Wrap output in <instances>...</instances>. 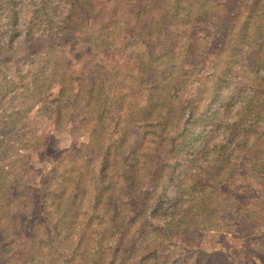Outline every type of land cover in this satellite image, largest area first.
Instances as JSON below:
<instances>
[{"label": "trees", "instance_id": "trees-1", "mask_svg": "<svg viewBox=\"0 0 264 264\" xmlns=\"http://www.w3.org/2000/svg\"><path fill=\"white\" fill-rule=\"evenodd\" d=\"M32 3L28 20L24 0H0L9 20L0 53L16 52L21 28L25 43H47L94 21L101 44L126 37L112 29L120 2L65 0L55 31L46 29L54 25L49 2ZM132 17L144 51L125 73L94 53L79 79L60 81L70 121L75 112L85 117L87 141L66 151L61 192L44 185L34 209L25 191L15 193L27 199L20 211L40 216L21 233L31 246L26 254L18 248L22 264H129L137 256L132 264H144L160 257L158 246L142 249L151 232L173 242L185 231H210L222 214L239 221L243 237L264 240V0H140ZM213 33L222 38L212 42ZM242 156L244 194L231 211L224 198L235 196L224 188H234ZM83 201L89 211L77 207ZM18 217L0 225V259L13 252Z\"/></svg>", "mask_w": 264, "mask_h": 264}, {"label": "rangeland", "instance_id": "rangeland-1", "mask_svg": "<svg viewBox=\"0 0 264 264\" xmlns=\"http://www.w3.org/2000/svg\"><path fill=\"white\" fill-rule=\"evenodd\" d=\"M33 1H38L39 4L42 2L24 0L29 7H23L22 13H25L28 20L32 18L33 10L36 9ZM47 1L50 4L48 12L50 15H46V18H50L51 21L53 19L54 25L46 29L55 31L61 24L59 18L66 15L67 6L65 7V0ZM112 1L122 4L117 11L119 21L112 29L118 31L117 34L119 31H128H125L126 37L113 46L101 44L103 41L97 33L100 27L97 21H94L87 29L61 33L47 43L23 42L25 31L28 30L21 28L22 36L18 39L22 43H17L16 39L14 44L18 45L15 47L16 52L6 47V52L0 53V225L2 223L6 225L8 221L12 223L14 217L22 215L21 218L18 217L20 225L17 236L10 240L14 243L13 252L1 258L0 264L24 263V258L16 254L18 248L20 251L24 248L22 251L26 254L31 246L27 236H22L21 233L23 228L28 229L30 224L33 227L36 219L40 220V216L34 217V210L20 211L18 205H25L27 199L18 197L15 193L25 191L26 198L28 197L31 203L29 207L34 209L35 201L44 185L51 183L53 193L61 192L64 187L61 176L69 166L66 151L72 149L76 141L79 143L87 141L84 136L86 130L83 127L85 117L75 112L73 121H70L72 110L67 106L70 100L59 95L62 83L60 81L68 77L66 74L79 79L86 62L94 53H98L96 58L99 61L111 62L113 67L110 69L114 68V71L122 73L135 64L143 54L144 47L137 35L132 33L137 19L133 17L128 19V11H135L140 0ZM98 7L101 9V5ZM48 23L51 25V22ZM8 28V16L0 13V35L3 40L9 37ZM33 31L37 32L38 27H33ZM135 31L138 32L136 29ZM220 38L222 37H217V33H213L211 41H218ZM243 161V156L237 158L241 171H238L233 180L234 188H224L225 193L235 196L228 201L224 198L226 201L223 206L229 207L231 211L239 209L244 194H239L241 186L245 185L241 177H246ZM169 193L175 195L176 189H171ZM67 196L68 194L65 195ZM53 197L54 194L48 202V211L52 213L58 204ZM88 204L87 201H83L77 207L82 211H89ZM7 208L14 211L13 215H7ZM229 217L231 215L222 214L210 231H185L183 236L174 239L173 242L151 232V238H148L149 241L146 240L142 249L146 250L145 246L148 245H152L153 248L158 246L160 257H154L144 264H264L263 238L243 237L242 232L238 233L239 221L235 220L229 224ZM52 218L51 225L56 226L57 219ZM64 221L68 220L65 218ZM139 242L141 240L134 244L135 249L137 244L140 246ZM43 250L46 251V247H43ZM138 258L137 256L129 264Z\"/></svg>", "mask_w": 264, "mask_h": 264}]
</instances>
